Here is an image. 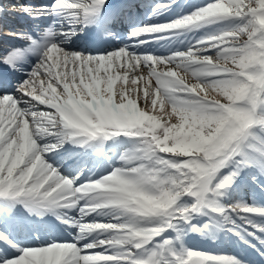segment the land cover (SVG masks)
<instances>
[{"label": "snow or ice", "instance_id": "snow-or-ice-1", "mask_svg": "<svg viewBox=\"0 0 264 264\" xmlns=\"http://www.w3.org/2000/svg\"><path fill=\"white\" fill-rule=\"evenodd\" d=\"M0 264H264V0H0Z\"/></svg>", "mask_w": 264, "mask_h": 264}, {"label": "bare ground", "instance_id": "bare-ground-1", "mask_svg": "<svg viewBox=\"0 0 264 264\" xmlns=\"http://www.w3.org/2000/svg\"><path fill=\"white\" fill-rule=\"evenodd\" d=\"M4 1H6V0H4ZM7 1H9V0H7ZM19 2H23V0H12L13 4L19 3ZM12 3H5V4L11 5ZM5 19H6L8 27L4 28L2 26V23H0V29H2V33H6L9 30V28H15L16 27L15 29H19L18 27L23 25V21L19 18L18 15H8ZM1 41L3 42L4 40H0V42Z\"/></svg>", "mask_w": 264, "mask_h": 264}]
</instances>
